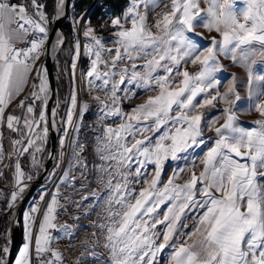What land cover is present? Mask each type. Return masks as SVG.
I'll use <instances>...</instances> for the list:
<instances>
[{"label": "snow or ice", "instance_id": "6c2138e0", "mask_svg": "<svg viewBox=\"0 0 264 264\" xmlns=\"http://www.w3.org/2000/svg\"><path fill=\"white\" fill-rule=\"evenodd\" d=\"M63 2L60 0L61 9ZM160 2L131 0L126 13L111 22L116 29V39L110 42L116 46L114 49L107 48L92 27L83 32L88 41L85 55L90 60L83 75L89 89L103 91L106 96L104 100L93 97L100 105V118L120 120L116 127L105 126L96 147L103 161L96 166L98 181L107 189L103 203L108 223L99 227L105 233L103 246L110 255L107 260L94 252L90 255L101 264H155L157 255L171 243L174 250L169 264H264V119L256 121L254 128H245L238 123L233 107L223 110L222 126L215 127L218 118H211L207 128H215L216 138L199 158L203 170L199 175L194 170L196 150L205 144L203 114L199 109L217 101L234 105L241 99L234 87L220 95L216 73L223 66L219 57L245 68L252 110L264 117V72L254 71L256 57L264 58V0H172L167 11L149 24V7L155 11ZM201 3L207 7L202 8ZM240 3L244 7L238 8ZM43 8L39 0H26L24 4L0 0V141L4 127L19 136L12 142L13 153H9V158L13 154L16 157V191L11 194V202L22 195L26 182L33 178L23 171L20 157L27 154L32 167L38 169L49 135L47 69H35L36 62L41 55H51L64 46L60 39L45 48L52 21ZM59 14L58 11L57 18ZM89 23L85 21L86 25ZM197 28L215 32L219 39L212 37L205 45ZM19 44L25 46L18 47ZM254 44L261 47L256 49ZM80 49L76 39L70 65L73 78ZM138 60L143 63L138 64ZM124 64L130 67H121ZM188 64H198L199 69L190 73L186 70ZM34 70L36 82L28 97L31 103L23 100L19 105L26 115L5 116L7 107L23 92ZM254 79L261 82L255 91L251 89ZM136 89L158 94L125 113L119 106L121 95L127 97ZM202 94L203 99L197 100ZM37 102L41 105L38 114ZM68 102L66 117L52 120L53 126L65 125L61 145L73 127L78 104L75 93ZM87 108L84 104L82 111ZM55 115L53 111L52 116ZM74 131H80L79 122ZM71 144V167L88 169L86 163H81L85 145L75 137ZM48 155L56 159L58 166L60 158ZM3 158L0 143V162ZM169 162L174 172L162 183L164 166ZM149 165L153 166L151 170ZM189 168L193 169L189 178L183 184L177 183ZM63 180L71 181L70 172L63 173ZM136 184H141L139 190L134 187ZM198 195L203 199H198ZM58 199L59 189L50 198L34 241L36 264H64L62 254L51 248L53 240L59 238L51 235L52 229L66 235L72 233L67 225L54 223ZM165 204L168 207L164 213L158 214ZM197 208L203 212L194 217L196 223L191 231H178V225L181 230L188 227L186 222L180 224L183 214ZM36 211L34 207L32 212ZM32 223L34 220L26 214L29 241L15 264H32ZM160 224L165 225L162 233L156 231ZM8 253L6 246L0 247V264H4Z\"/></svg>", "mask_w": 264, "mask_h": 264}, {"label": "rangeland", "instance_id": "374dc122", "mask_svg": "<svg viewBox=\"0 0 264 264\" xmlns=\"http://www.w3.org/2000/svg\"><path fill=\"white\" fill-rule=\"evenodd\" d=\"M96 0H94L95 2ZM99 0H97L98 2ZM128 4L126 5L122 14L118 17H122L126 11L131 7V0H128ZM47 0H39V3L44 5L43 11L52 21L49 24L48 37L49 32L52 27L54 18H55V0L53 2V10L52 13L48 12ZM93 2V4H94ZM97 2L92 5L81 15L75 16L74 13H71L70 6V15L68 17V21L71 22V25L74 28V34L72 37L67 38L66 34L63 39L64 46L59 48L58 53L55 57L54 62V70H55V79L57 84V94L54 101V108L56 110L57 121H60L62 118H65L69 111V98L75 93L78 104L77 110L74 113L73 119V127L68 129L67 138L64 139V144L61 145V139H63V133L65 125L58 123V142H57V154L56 157L60 158V163L57 166L56 159L53 163L52 168L50 169V173L44 183L37 189L32 199L28 202L24 214H23V235L18 247V250L14 256V260L12 264H15V260L19 259V253L23 250V247L29 241V231L26 225V214L34 220L31 227V237L33 241V252L34 253V241L38 236V230L42 223L43 215L46 213V208L50 202V198L56 194L57 189H59V199L58 206L56 209V219L54 223L59 226L67 225L70 229H72L71 235H66L56 229L51 230V235L53 237H59L58 239H54L51 248L54 251H58L62 254L63 261H70L73 264H101L100 260H94V257L90 255V252H94L96 256L107 260L109 258V251L106 247H104V237L105 233L100 229V225L107 224L108 220L106 219V206L103 203L104 194L107 189L103 183L98 181L99 172L97 169V165L103 163L99 159V155L96 152L97 147V137L101 135L104 131L105 126H118L120 120L118 117H112L108 119H101L100 105L97 100H95L94 96H99L101 100L106 98L105 92L97 91L94 89H89L87 86L86 78L83 73L90 67V60L85 55V47L84 45L88 42L84 37L83 32L86 27L90 26L95 29V34L102 38V41L105 42V46L107 48H115L116 46L111 41H114L116 37L113 35V32L116 30L112 25L111 18L107 22H105L102 26L97 27L92 24H85V21H82L83 18H86V21H89V14L96 6ZM172 0H161L160 6L153 11L151 7L148 10V23H155L156 19L162 12L167 11L168 6L171 5ZM26 3V0H22V4ZM72 4V1H71ZM92 9L90 10V8ZM202 8H206L207 5L201 3ZM238 8L244 7L242 3L237 5ZM29 10L31 11V5L29 3ZM88 15V16H86ZM117 18V17H116ZM66 20V22H67ZM65 26V25H64ZM130 27V25H128ZM155 32L156 30L153 29ZM65 32V31H64ZM197 34L203 36L204 44L207 45L212 37H216L219 39L218 34L215 32L209 33L204 28H197ZM31 37V36H30ZM32 39L29 38V40ZM76 39H79L81 44V55L79 60L76 61L75 67V77L73 78V69L71 68V64L73 63V56L71 53L74 51V42ZM47 43V41H46ZM45 43V48H46ZM252 47L259 49L261 46L259 44H254ZM44 57L45 55H41L40 59L36 62L35 69H40L42 66L44 67ZM105 59H108L107 54H105ZM220 63L222 64V69L216 73L217 78L220 83L218 85L220 95H223L228 92L229 88L234 87L235 90L239 93L241 99L234 105L225 104L222 101L214 102V105L205 106L199 109V112L203 114L202 120V128L205 129L203 139L205 140V144L202 148L196 150L195 156L198 158L196 160L197 166L195 167V172L197 175L203 170L202 165L200 164L199 158L202 157L203 153L213 145V141L216 138L215 128L213 127L211 130H208L207 125L211 118L217 117L218 122L215 124V127H220L225 123V118L223 116V110L227 107H233L237 110L238 123L245 128H254L256 127L255 122L258 120L264 119L258 112L252 110V100L249 99V79L248 75L245 71V68L242 67L239 63L233 64L230 59H227L223 56L219 57ZM84 61L86 64V68L84 67ZM256 65L254 66V71L264 72V67H261L264 64V58L257 56L256 57ZM138 64H142V60L137 61ZM121 67H130V64L121 65ZM80 73H76L77 71ZM199 69V65H191L188 64L186 66V70L190 73H195ZM35 70L33 74V79L29 86V89L25 93V95L20 98V100L14 105V108L11 112L7 113L16 115L18 117H23L26 115L24 109L20 108V102L23 100H28L30 92L33 91L32 85L35 80ZM182 79L181 77H177V80ZM261 87V82L259 80H253L251 84V89L253 91L259 89ZM156 92H148L142 89H136L134 94H129L127 97L121 95V99L119 101V106L125 113H129L132 109L137 106L145 103L149 97L157 95ZM204 94L197 98V100H202ZM255 97H253V100ZM31 103L30 100H28ZM87 104V111H82L83 105ZM109 106L111 107V101H108ZM40 103L36 104V112L37 114L40 112ZM5 115V116H7ZM80 117L81 119L77 121L76 117ZM79 122L80 131L76 133L74 131V126ZM49 127V125H48ZM3 138L0 143H2L4 158L2 160V164L4 166V174H5V183H6V191L11 192V194L16 191V181H15V173H14V162L15 155L13 154L11 158H9V153H13V140L18 139L19 136L17 133L7 129L4 127ZM150 135H153L150 133ZM74 137L82 144L85 145L83 150V160L81 163H86L89 167L88 169L84 168H76L71 167V159H72V147L74 145L71 144ZM50 134L48 135L47 144L44 150L43 155L39 156L40 167L33 168L31 164L30 157L25 154L20 157V164L22 166L23 171L27 175H31L33 178L30 181L26 182V190L18 197L15 202L8 203V207L6 212L0 220V247H7L10 249V236H9V227L12 220L14 208L20 202L22 198L30 186V184L40 175L43 171V168L47 162L50 153ZM191 151V150H190ZM172 162L166 163L164 166V171L161 177V182L164 183L168 178H170L174 172L173 167H169V164ZM180 163H187V161H181ZM153 166L149 165V170L152 169ZM193 171L192 168H189L188 171L182 174V179L177 181V183L183 184L189 178V175ZM70 172L71 181L65 183L63 180V173ZM154 175V173H153ZM142 183V178H141ZM137 190L140 189L141 184L134 185ZM199 187V185H198ZM44 194L41 198V194ZM99 194V198H95L96 195ZM5 196L4 192L0 193V201L3 200ZM87 197V199H85ZM198 199H203L202 196H197ZM44 201V202H43ZM39 204L43 205L42 211L39 210L36 212H32V209L36 207L37 209L40 207ZM168 207V204H165L161 207L158 214H163L165 209ZM203 209L197 208L194 212L186 211L180 221V224L187 223L188 227L184 229H180L178 225V231H182L184 233L191 231L193 225L196 223V217L198 214L202 213ZM165 225H158L156 231L163 232ZM175 239V238H174ZM180 239H183V236H180ZM172 244L170 243L169 247H166L161 253H159L156 257L155 264H169V258L171 252L173 251ZM35 254V253H34ZM45 256L48 253L44 254ZM8 254L5 257V262L7 261ZM147 259V258H146ZM4 262V264H5Z\"/></svg>", "mask_w": 264, "mask_h": 264}, {"label": "water", "instance_id": "95a60500", "mask_svg": "<svg viewBox=\"0 0 264 264\" xmlns=\"http://www.w3.org/2000/svg\"><path fill=\"white\" fill-rule=\"evenodd\" d=\"M72 0H65L64 10L59 15V18H57L56 13V6L58 3V0H55V18L52 24V27L49 32V37L46 43V48L49 46H53L56 44L57 40L61 37H65L64 32V25L66 23V20L68 19L70 15V6H71ZM97 2V0L94 2V4ZM92 5V7L94 6ZM90 8V10L92 9ZM88 16V15H86ZM59 48H57L56 51L52 52L51 55L45 54L44 57V67L47 69V77L49 81V87L50 92L48 95V104H47V111H48V120H49V134H50V153L52 157H56L57 154V142H58V124L53 126L52 120H57V117L52 116L53 111L56 110L54 108V101L57 94V84L55 79V70H54V62L55 57L58 53ZM55 159L49 158L47 159V162L43 168V171L40 173V175L30 184L28 187L24 198L20 200V202L17 204V206L14 208L12 220L9 227V236H10V249L7 257V261L5 264H12L14 260V256L18 250L22 235H23V214L24 210L28 204V202L32 199L37 189L44 183V181L47 179L50 169L53 166Z\"/></svg>", "mask_w": 264, "mask_h": 264}, {"label": "trees", "instance_id": "16d2710c", "mask_svg": "<svg viewBox=\"0 0 264 264\" xmlns=\"http://www.w3.org/2000/svg\"><path fill=\"white\" fill-rule=\"evenodd\" d=\"M53 2L54 0H47L46 2L49 13H52ZM93 2L94 0H72L71 13L73 12L75 16H79L83 14ZM128 2V0H99L89 14L88 20L90 24L100 27L111 18L120 16ZM64 31L67 38L72 37L74 34V28L68 20L65 23ZM84 67L86 68L85 61ZM76 73H80L79 69Z\"/></svg>", "mask_w": 264, "mask_h": 264}, {"label": "built area", "instance_id": "2783aa9c", "mask_svg": "<svg viewBox=\"0 0 264 264\" xmlns=\"http://www.w3.org/2000/svg\"><path fill=\"white\" fill-rule=\"evenodd\" d=\"M4 166L2 164V162H0V193L4 192L5 196L3 198L2 201H0V220H2L6 209L8 207V203L11 200V192H7L6 191V183H5V174H4ZM32 264H36V258H35V254H32ZM64 264H73L70 261H64Z\"/></svg>", "mask_w": 264, "mask_h": 264}, {"label": "crops", "instance_id": "0c3cea01", "mask_svg": "<svg viewBox=\"0 0 264 264\" xmlns=\"http://www.w3.org/2000/svg\"><path fill=\"white\" fill-rule=\"evenodd\" d=\"M13 3H17V4H22V0H12ZM31 38L30 36L28 37V39ZM25 44H19L18 47H24ZM33 74H34V71L33 73L31 74L30 78L28 79V82H27V85L25 86L23 92L20 94V96L18 98H16L10 106L7 107L6 109V112H5V115H7V113L11 112L12 109L14 108V105L20 100V98H22L25 93L27 92V90L29 89V86L31 84V81L33 79Z\"/></svg>", "mask_w": 264, "mask_h": 264}, {"label": "bare ground", "instance_id": "6f19581e", "mask_svg": "<svg viewBox=\"0 0 264 264\" xmlns=\"http://www.w3.org/2000/svg\"><path fill=\"white\" fill-rule=\"evenodd\" d=\"M64 5H65V0H64V2H63L62 9H61V8H60V0H58L57 6H56V13L59 11L60 14H61V13L63 12V10H64ZM60 14H59V15H60ZM85 19H86V18H83L82 21H86ZM58 40H60V39H58ZM56 50H57V49H56ZM56 50H55V51H56ZM78 60H79V59H78ZM78 60H77V61H78ZM43 202H44V201H43ZM43 205H44V204H43ZM43 205H41V204L38 205V206H40V207L38 208V210H39L40 212L42 211V208H41V207H42Z\"/></svg>", "mask_w": 264, "mask_h": 264}]
</instances>
